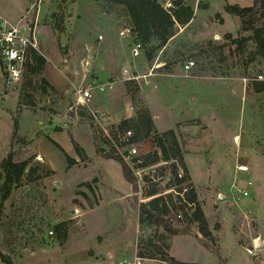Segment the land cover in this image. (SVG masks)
I'll use <instances>...</instances> for the list:
<instances>
[{
	"label": "rangeland",
	"instance_id": "374dc122",
	"mask_svg": "<svg viewBox=\"0 0 264 264\" xmlns=\"http://www.w3.org/2000/svg\"><path fill=\"white\" fill-rule=\"evenodd\" d=\"M186 3L196 10L195 21L189 27L176 25L173 39L167 47L152 50L151 59L144 51L134 59L131 36L122 44L127 56L107 50L109 40L124 39L119 29L128 25L120 4L105 0H0V16L8 22L19 20L32 29L38 25L49 75L78 82L80 77L74 72L80 73L83 61L89 60L93 68L90 80H116L112 89L95 93L89 107L75 112L70 82L60 90H45L43 70L23 73L19 81L9 82L0 66V165L11 153L15 161L30 160L28 167L35 168L31 178H22L7 200L2 204L0 200V254L10 261L6 263L0 256V264H100L102 260L92 262L83 253L123 227L129 229L122 244L131 238L134 254L157 255L169 244L168 253L181 261L264 264V244L260 245L264 243V90L255 89L264 84V58L252 41H246L240 52L225 39L229 32L233 38L250 35L241 30L240 18L229 13L227 6L248 7L254 0ZM257 18L252 20L256 23ZM40 51L43 53V48ZM189 59L195 65L186 73L183 65ZM99 60L112 68L102 77L96 72ZM124 67L139 79L127 80ZM97 101L101 106L95 105ZM97 109L109 123L129 118L137 121L140 112H149L154 116L155 131L174 130L179 156L195 187L211 238L198 232L197 223L189 219L192 211L188 206L180 216L172 211L168 217L175 226H190L192 234L168 235L162 227L141 228L139 205L151 199L143 196L144 177L157 175L160 165L143 170L139 179L142 188L134 192L120 162L94 150L96 139L87 111ZM128 114L131 117H126ZM73 125L77 127L63 130ZM51 138L77 161L74 165L68 166L66 155ZM75 144L86 159H81ZM136 146L143 154L158 150L154 139L144 134ZM239 164L250 170L238 173ZM249 180L253 182L248 187L250 196L236 203L232 195ZM126 257L133 256L119 253L111 264H125Z\"/></svg>",
	"mask_w": 264,
	"mask_h": 264
},
{
	"label": "trees",
	"instance_id": "16d2710c",
	"mask_svg": "<svg viewBox=\"0 0 264 264\" xmlns=\"http://www.w3.org/2000/svg\"><path fill=\"white\" fill-rule=\"evenodd\" d=\"M113 4H120L124 9L125 16L128 20V25L131 28L132 38L139 40L143 45V51L147 59L153 57L155 48H162L166 46L169 40L175 35V26L186 25L195 17V9L186 3V0H174L175 10L170 14L161 4V0H105ZM200 1H198L199 3ZM229 13L236 15L240 18L241 30L247 31L250 35H240L233 38L232 33L226 34V41L235 45L238 51L243 52L246 41L254 42L259 54L264 58V0H254L252 6L241 7L238 5H228L226 9ZM258 15L256 23L252 20ZM46 64L45 57L37 50L30 49L28 51V59L25 63L24 73L26 75L41 72ZM42 87L46 90L47 87H53L47 79L43 76L41 78ZM256 91L264 90V84L255 87ZM137 121L134 118H129L121 121L122 125H127L134 131L132 138L133 142H139L140 137L144 134L151 137L155 141L156 150L149 154H143L140 167H149L152 165L165 162V165L170 169V177L167 186L175 185L177 191L180 193L184 185H188V190L184 193V198L179 195L174 196L171 193L166 195H157L158 191L152 184L143 192V196H148L151 199L148 202L140 203L139 205V223L141 228L144 227H162L168 235L178 234H192L193 230L190 226H175L172 224L168 215L174 211L178 216L184 212V208L188 204H192L193 212L189 219L195 221L198 226V232L207 238L212 237L211 229L208 226L201 204L197 199L195 187L192 184L188 170L180 155V145L176 138L174 130H167L158 133L155 131L154 121L149 112H140ZM130 121L136 122L130 125ZM128 123V124H127ZM16 125V123H15ZM52 142L59 147L66 155L68 166L74 165L77 161L70 157L67 152L56 141L51 139ZM77 152L81 154V159H86V154L77 144L74 145ZM96 152L103 154L106 158H114L118 160L122 167L123 176L126 180L132 183L134 192L139 191L138 178L133 173L130 166L125 160L119 156L115 150H105L95 140ZM30 160L15 161L11 153L1 162L0 170V200L1 204L7 200L13 189H15L21 182L22 178L28 176L31 178L32 172L35 168L28 167ZM159 173L163 175L165 166L158 167ZM180 170L182 175L180 176ZM155 175V174H154ZM155 175V176H157ZM145 181L149 178L145 175ZM90 187V184L87 183ZM185 213V212H184ZM58 228V227H57ZM197 235V234H196ZM150 243L154 240L150 239ZM165 249L157 255L146 256L143 252H137L138 255L144 258L157 259L169 264H203L181 261L170 255L167 251L169 244L164 245ZM216 253L219 255V249L215 248ZM2 260L10 263L9 260L0 254Z\"/></svg>",
	"mask_w": 264,
	"mask_h": 264
},
{
	"label": "built area",
	"instance_id": "2783aa9c",
	"mask_svg": "<svg viewBox=\"0 0 264 264\" xmlns=\"http://www.w3.org/2000/svg\"><path fill=\"white\" fill-rule=\"evenodd\" d=\"M37 3L41 0H36ZM161 4L170 14L174 13L176 8L174 0H161ZM121 37L131 36V28L129 25H124L119 31ZM102 39V36H99ZM216 40L220 39L219 35L215 36ZM30 49L40 51V42L35 34V29L27 28L22 29L18 26L11 25L5 18L0 16V66L4 72L5 79L9 82L19 81L24 73L25 63L28 59V51ZM143 52V45L139 40L133 39L131 54L134 58L139 57ZM42 54V53H41ZM67 63V59H65ZM195 61L189 59L183 65L185 72H189L194 68ZM159 67V64H156ZM92 62L89 60H84L81 71H75L74 74L79 75L80 80L77 84L73 85V92L75 95L76 110L89 107V104L93 98L95 92L104 93L112 89L115 85L114 80L107 81H97L90 80V74L92 72ZM127 80H137L139 75L134 74L131 70L125 68L123 70ZM261 78V76H259ZM90 119L91 128L94 137L98 144L101 142L104 146H109V148L115 150V152L121 156L125 162L130 166L135 176L138 178V184L140 175L146 167H140L142 162L143 153L138 152L137 143L133 142L132 138L134 136V131L127 125H122L121 122L109 123L106 122L104 114L98 111H87ZM145 154V153H144ZM165 166L163 175H150L147 174L149 180L144 183L146 188H149L154 184L157 189V195H166L168 193L174 196L179 195L184 198V193L188 190L189 186L184 185L182 191L179 193L175 185H166L170 177V169H166L165 162L161 164ZM237 170L240 172L248 171L249 167L246 164H239ZM179 175H182V170H180ZM252 181H247V185L244 187H237L236 194L232 195L235 202L242 201L244 198L250 196V190L248 187L252 186ZM233 187H236L234 184ZM139 188H142L139 184ZM221 194L218 193V198H221ZM188 211L193 212L192 204H188ZM52 232V231H51ZM256 246H253V249ZM247 249V251L252 255H257L255 250ZM146 258L134 254L131 259L125 260V264H145Z\"/></svg>",
	"mask_w": 264,
	"mask_h": 264
},
{
	"label": "crops",
	"instance_id": "0c3cea01",
	"mask_svg": "<svg viewBox=\"0 0 264 264\" xmlns=\"http://www.w3.org/2000/svg\"><path fill=\"white\" fill-rule=\"evenodd\" d=\"M200 1V0H198ZM196 19V10H195V17L186 25H183L184 27H189ZM10 23V22H9ZM11 25L13 26H18V27H21L22 29H27V27L25 26V24H23V22L21 21H17L16 23H10ZM179 25V24H177ZM181 26V25H179ZM35 34H36V37L38 38V40L40 41L41 43V46L40 48H43V53L42 55L45 57L46 59V64H45V67L43 69V76L47 79V81L55 88V89H63L65 88V86H67V83H71V85H75L77 84V81L74 80L72 78V81H69V77L68 78H65L64 76L60 75V76H55V75H49L47 72H46V68L48 66V63H49V59H48V55L46 54V51H45V48L43 46V43H42V40L40 38V36L38 35V25H35ZM121 29V28H120ZM119 29V31H120ZM175 36V35H174ZM173 36V37H174ZM126 37H122L124 39H120V40H109L108 43H107V50L110 54H120L122 57L123 56H127V51H125V48L124 46L122 45L123 42H125ZM173 37L170 39L172 40ZM169 40V41H170ZM132 44V43H131ZM168 43L166 44V46L164 47H167ZM132 56V54H131ZM141 56V55H140ZM139 56V57H140ZM133 57V56H132ZM137 57V58H139ZM134 58V57H133ZM136 59V58H134ZM108 63V62H107ZM96 66V69L99 74H100V77L102 73H107L108 71H110L112 68L111 66H106L105 65L103 66V62L101 60H99L97 62V64L95 65ZM126 67L123 68V70L125 69ZM123 70H122V73H123ZM192 71V70H191ZM190 72V71H189ZM189 72H186V73H189ZM61 74V73H60ZM124 75V74H123ZM125 76V75H124ZM105 77V76H104ZM109 79V78H108ZM107 80V79H106ZM131 81V80H130ZM114 82L116 83V80H114ZM69 83V84H70ZM97 94H100L101 92H95ZM94 93V95H95ZM105 93V92H104ZM93 95V96H94ZM92 102V100H91ZM101 102V101H100ZM95 105H100L97 101V104L95 102ZM101 106V105H100ZM97 107V106H96ZM98 108V107H97ZM97 111L99 112H102L101 109H97ZM103 113V112H102ZM126 117H131V114H128ZM153 118V121H154V124H155V120H154V116H152ZM63 127V126H62ZM74 127H77V125H73L72 127H68L67 126H64L63 127V130L65 129H70V128H74ZM62 130V131H63ZM52 131H50L51 133ZM53 133V132H52ZM52 135H55V133H53ZM75 136V135H74ZM53 139L54 141H56L54 138H51ZM60 146H62L58 141H56ZM93 144H95V140L93 139ZM64 148V147H63ZM67 153L68 151L66 149H64ZM94 150H96V148L94 147ZM38 154H40L39 152H37ZM41 155V154H40ZM250 170V169H249ZM248 170V171H249ZM238 171V170H237ZM238 173H241L240 171H238ZM121 197H118V199H120ZM115 199V198H113ZM121 228V227H120ZM128 229L127 227H123L122 229H118V234L117 235H111V237L109 238V240H103V241H99L97 240L96 243L90 247L88 250L85 251V253H83V257L84 258H89L93 261H98V260H102V262H100V264H111V261H112V258H117L118 257V254L121 253V254H128L130 253L131 256H134V249L131 248L130 246V241H131V238H125V245L123 246V238L126 237L127 233H128ZM264 243L262 242V245ZM113 259V260H115ZM130 259V258H129ZM125 260H128V258H124V261ZM146 261H151L153 263H156L158 262L159 264H169L167 262H164V261H159L157 259H147L146 258Z\"/></svg>",
	"mask_w": 264,
	"mask_h": 264
},
{
	"label": "water",
	"instance_id": "95a60500",
	"mask_svg": "<svg viewBox=\"0 0 264 264\" xmlns=\"http://www.w3.org/2000/svg\"><path fill=\"white\" fill-rule=\"evenodd\" d=\"M262 242H263V241L260 242V245H262Z\"/></svg>",
	"mask_w": 264,
	"mask_h": 264
}]
</instances>
